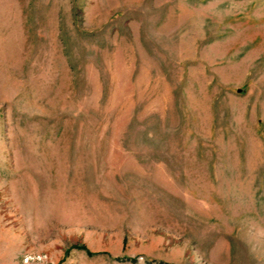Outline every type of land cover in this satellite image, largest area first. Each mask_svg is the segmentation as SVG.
<instances>
[{
    "label": "rangeland",
    "instance_id": "rangeland-1",
    "mask_svg": "<svg viewBox=\"0 0 264 264\" xmlns=\"http://www.w3.org/2000/svg\"><path fill=\"white\" fill-rule=\"evenodd\" d=\"M0 264H264V0H0Z\"/></svg>",
    "mask_w": 264,
    "mask_h": 264
}]
</instances>
